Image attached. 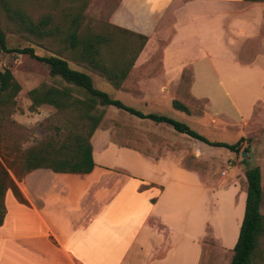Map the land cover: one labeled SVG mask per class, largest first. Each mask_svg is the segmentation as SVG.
I'll use <instances>...</instances> for the list:
<instances>
[{
	"label": "rangeland",
	"instance_id": "374dc122",
	"mask_svg": "<svg viewBox=\"0 0 264 264\" xmlns=\"http://www.w3.org/2000/svg\"><path fill=\"white\" fill-rule=\"evenodd\" d=\"M88 1L7 0L10 9L21 11L33 22L50 16L47 29L51 33L43 37L19 30L0 4V30L4 33L7 48H32L35 56L63 59L70 69L89 76L92 87L109 98L143 114L162 115L184 123L207 141L233 144L242 138L238 152L234 154L187 136L176 141L166 125L138 120L113 107L97 108L102 115L96 130L106 132L115 144L136 149L150 157H158L167 150L177 155L174 146L179 145L181 164L194 171L210 193L216 191V200L207 195L202 204L204 221L213 217L218 226L213 235L206 226V235L201 240L202 264H227L233 245L230 243L236 239L239 228H235L236 222L238 219L240 222L243 212L244 201L237 210L240 196L246 189L244 172L253 167H258L260 172L259 212L264 217V2L247 3L233 10L216 7L213 9L216 13L211 14H205L203 8L200 9L202 14L199 19L197 17L198 20L192 22L200 29L198 38L188 37L180 41V55L176 58L181 65L188 63L193 66V83L191 68L186 67L174 87H166L160 81L145 80L152 75L150 73H142L140 82L136 81L137 78L130 80L128 72L120 88L114 89L80 60L78 49L69 47L65 36L69 31L70 16L78 14L87 17L79 22L80 35H111V43L100 48L104 61L111 66L118 67L134 54L140 40L103 27L96 19V4L89 5ZM85 3L87 6L83 10ZM178 7L177 22L186 24L188 14H182ZM101 9H106L102 13L106 16L109 8ZM155 45L148 50L150 56L147 63L157 66L159 46ZM137 57L133 64H136ZM141 60L144 65L146 59ZM3 69L10 71L19 86L13 106H0V169L12 177L10 164L17 153L53 136L56 130L58 137L62 138L71 124V118L66 112L59 113L48 105L29 110L27 93L30 90L42 85L54 88L65 86L58 78L49 77L46 65L27 55L0 52V71ZM158 74L159 71L154 73ZM80 94L72 92V96L78 98H81ZM172 101L185 106L188 114L174 110ZM241 152L245 155L241 156ZM233 189L236 191L235 199ZM215 232L223 238V248L218 241L214 245ZM208 258L211 260H206ZM251 264H264V237Z\"/></svg>",
	"mask_w": 264,
	"mask_h": 264
},
{
	"label": "crops",
	"instance_id": "0c3cea01",
	"mask_svg": "<svg viewBox=\"0 0 264 264\" xmlns=\"http://www.w3.org/2000/svg\"><path fill=\"white\" fill-rule=\"evenodd\" d=\"M88 4H96V19L103 27L146 39L130 68V80L140 82L142 73H150L145 80L174 87L186 67L191 68L194 81L193 66L181 65L176 58L180 41L198 38L200 29L192 22L199 19L200 9L211 14L216 7L233 10L247 3L89 0ZM177 6L188 14L186 24L177 22ZM100 7L109 8L106 16L102 15L106 9ZM155 44L158 67L147 63L148 50ZM169 129L176 141L185 136ZM89 143L93 168L88 174L36 169L19 180L11 177L24 203H18L9 191L3 195L0 264H202L206 226L212 235L218 229L213 217L204 221L202 204L207 195L216 200V191L210 193L199 176L181 164L179 145L174 146L177 155L167 150L150 157L111 142L101 130L93 132ZM232 191L235 199L236 191ZM240 197L237 211L245 193ZM216 241L223 248L218 233L214 245Z\"/></svg>",
	"mask_w": 264,
	"mask_h": 264
},
{
	"label": "trees",
	"instance_id": "16d2710c",
	"mask_svg": "<svg viewBox=\"0 0 264 264\" xmlns=\"http://www.w3.org/2000/svg\"><path fill=\"white\" fill-rule=\"evenodd\" d=\"M246 3L264 2V0H242ZM8 19L15 23L19 30L36 37L49 36L50 16L41 17L36 22L31 21L24 13L17 9H10L7 0H0ZM5 6V7H4ZM87 4L82 6L84 10ZM83 15L74 14L68 21L69 31L65 40L69 47L79 50V58L88 67L95 70L114 89H119L125 80L138 53L142 49L146 39L142 36L140 45L134 54L120 65L107 64L100 54V48L111 43L110 34H79ZM106 27V26H105ZM109 30L113 28H108ZM0 52L27 55L39 63L47 66L48 75L58 78L65 84L62 88L40 86L30 90L27 95L30 100V111H34L41 105H48L57 112H66L71 118V124L62 138L58 137V130L33 147L19 151L10 164L12 177L19 180L25 174L36 169H47L60 174H88L92 168L91 146L89 139L98 127L102 113L97 108L113 107L130 116L141 120H148L154 124H163L176 133L185 135L190 139L199 141L208 146L222 147L232 153L238 152L242 138L233 144H225L207 141L202 136L191 130L186 124L171 118L152 113L143 114L138 110L123 105L120 101L108 97L107 94L92 87L91 79L86 74L72 70L65 60L57 57H38L32 48L9 49L5 43L4 33L0 30ZM81 93V98L72 96V92ZM19 92L18 84L13 80L8 69L0 71V106H13V99ZM171 107L184 114H188L185 106L177 101L171 102ZM19 168V171H18ZM246 182L243 213L239 225L236 241L231 249L228 264H251L257 254L258 246L264 237V217L260 215L259 205L261 201L260 172L258 167H253L244 172ZM9 191L18 203L24 200L18 193L15 184L7 171L0 169V224L4 214L3 195Z\"/></svg>",
	"mask_w": 264,
	"mask_h": 264
},
{
	"label": "water",
	"instance_id": "95a60500",
	"mask_svg": "<svg viewBox=\"0 0 264 264\" xmlns=\"http://www.w3.org/2000/svg\"><path fill=\"white\" fill-rule=\"evenodd\" d=\"M240 155H241V156H244V155H245V152H241Z\"/></svg>",
	"mask_w": 264,
	"mask_h": 264
}]
</instances>
